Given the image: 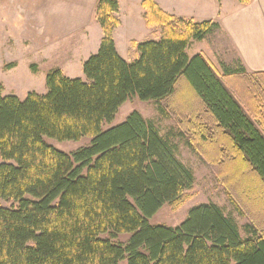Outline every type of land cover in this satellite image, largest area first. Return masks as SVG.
I'll return each mask as SVG.
<instances>
[{
	"label": "trees",
	"instance_id": "1",
	"mask_svg": "<svg viewBox=\"0 0 264 264\" xmlns=\"http://www.w3.org/2000/svg\"><path fill=\"white\" fill-rule=\"evenodd\" d=\"M142 6L147 26L161 32L132 42L133 61L113 36L118 0H98L104 37L84 63L86 80L51 69L47 92L24 100L0 83V264H264V73H249L240 58L219 71L188 54L222 31L219 22L170 14L155 0ZM135 97L157 101L176 129L162 135L137 111L105 128ZM46 138L91 140L65 152ZM176 138L213 167L248 219L246 237L214 203L193 207L176 227L150 223L195 183ZM124 234L126 242L113 241Z\"/></svg>",
	"mask_w": 264,
	"mask_h": 264
},
{
	"label": "crops",
	"instance_id": "2",
	"mask_svg": "<svg viewBox=\"0 0 264 264\" xmlns=\"http://www.w3.org/2000/svg\"><path fill=\"white\" fill-rule=\"evenodd\" d=\"M97 1L9 0V12L4 11V32L8 30L7 37L17 39L23 36L31 41L35 46L36 60L32 65H80L82 69L84 63L99 51L104 37L95 15ZM155 1L176 16L219 22L236 58L241 59L246 70L249 73H264V0H253L246 6L235 0ZM3 2L7 6V2ZM118 2L116 15L121 25L114 30L113 36L119 53L131 61L121 53L117 34L126 31L129 38L121 43L130 45L137 41L134 37L154 29L146 24L143 0ZM73 36H77L74 44L69 48L63 47L62 42ZM60 69L70 78L81 77L79 70L64 66Z\"/></svg>",
	"mask_w": 264,
	"mask_h": 264
},
{
	"label": "rangeland",
	"instance_id": "3",
	"mask_svg": "<svg viewBox=\"0 0 264 264\" xmlns=\"http://www.w3.org/2000/svg\"><path fill=\"white\" fill-rule=\"evenodd\" d=\"M3 1L7 2V6H5ZM8 9L9 0H0V83L5 87L6 95H16L24 100L28 93L32 91L46 93L48 90L46 86V76L48 70L51 68L55 69L64 66L79 70V74L81 75L80 78L86 80L84 65L82 69H80V65L40 64L35 65L38 72L33 73L31 65L36 61L34 58L35 46L32 45L28 38L22 36V38L15 39L7 37L8 30L4 32V11H8ZM125 17V15L122 16L125 24L128 25V21ZM160 32V28H155L152 32L146 30L141 36L134 37L133 39L137 40L136 42L139 43L151 39H158L160 37ZM76 37L77 36H73L65 40L62 42V46L69 48V46L74 44L75 40H77ZM128 38L129 36L126 31L125 33L119 32L117 34V41L121 53L127 56L129 60L133 61L137 57L136 48L132 46V43L130 45L126 44V42L121 43L124 40H128ZM198 53L204 54L219 71H221V61H229V59L235 60L236 58L235 52L223 31H217L215 35L210 36L204 41H194L188 48V54L194 56ZM12 63L16 65L6 69V67ZM134 111L140 112L146 120L153 122L162 135H167L171 133V130L173 131V129H176V123L172 118H165L160 114L157 101H143L138 97L126 101L118 110L114 121L110 124H106L105 128L124 122ZM90 140L89 138H84L80 141H58L56 139L46 138L48 144L65 152H72L88 144ZM176 142L178 145V156L193 170L195 183L193 187L186 192V197L182 204L164 205L158 213L150 219V223L153 225L176 227L188 217L189 211L193 207L202 203H214L218 205L227 216L235 220L240 228L242 236L246 237L244 226L248 223V219L238 213L230 200L227 190L216 176L213 167L206 163L198 153L189 148L184 140L176 138ZM1 204L5 207H10L12 202L2 200ZM129 236L130 234L119 235L117 238L113 239V241L116 243H124ZM104 237L110 238L108 235ZM122 264H126V262Z\"/></svg>",
	"mask_w": 264,
	"mask_h": 264
}]
</instances>
